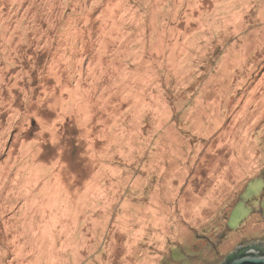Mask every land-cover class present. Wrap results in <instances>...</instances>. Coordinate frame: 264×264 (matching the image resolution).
Wrapping results in <instances>:
<instances>
[{
	"label": "rangeland",
	"instance_id": "obj_1",
	"mask_svg": "<svg viewBox=\"0 0 264 264\" xmlns=\"http://www.w3.org/2000/svg\"><path fill=\"white\" fill-rule=\"evenodd\" d=\"M256 241L264 0H0V264Z\"/></svg>",
	"mask_w": 264,
	"mask_h": 264
},
{
	"label": "water",
	"instance_id": "obj_2",
	"mask_svg": "<svg viewBox=\"0 0 264 264\" xmlns=\"http://www.w3.org/2000/svg\"><path fill=\"white\" fill-rule=\"evenodd\" d=\"M256 245L264 247V243L261 241L251 242L250 244L246 245L250 247L243 253H238L233 259L221 262L220 264H264V252H261L260 249H257L255 247ZM241 247L245 246L238 245L232 252H236V250Z\"/></svg>",
	"mask_w": 264,
	"mask_h": 264
},
{
	"label": "trees",
	"instance_id": "obj_3",
	"mask_svg": "<svg viewBox=\"0 0 264 264\" xmlns=\"http://www.w3.org/2000/svg\"><path fill=\"white\" fill-rule=\"evenodd\" d=\"M250 246H245V247H241L238 250H236V252H232L229 253L226 257L224 261H229L231 259H233L235 257L236 254L238 253H243L245 250H247ZM257 249H260L261 252H264V247L260 246V245H256L255 246Z\"/></svg>",
	"mask_w": 264,
	"mask_h": 264
},
{
	"label": "flooded vegetation",
	"instance_id": "obj_4",
	"mask_svg": "<svg viewBox=\"0 0 264 264\" xmlns=\"http://www.w3.org/2000/svg\"><path fill=\"white\" fill-rule=\"evenodd\" d=\"M264 251V250H263Z\"/></svg>",
	"mask_w": 264,
	"mask_h": 264
}]
</instances>
